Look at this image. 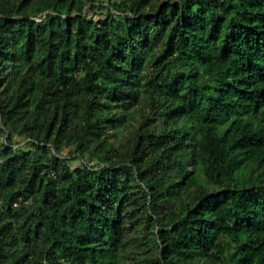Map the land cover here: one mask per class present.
I'll use <instances>...</instances> for the list:
<instances>
[{
    "label": "trees",
    "instance_id": "1",
    "mask_svg": "<svg viewBox=\"0 0 264 264\" xmlns=\"http://www.w3.org/2000/svg\"><path fill=\"white\" fill-rule=\"evenodd\" d=\"M106 254L264 264V0H0V264Z\"/></svg>",
    "mask_w": 264,
    "mask_h": 264
},
{
    "label": "rangeland",
    "instance_id": "2",
    "mask_svg": "<svg viewBox=\"0 0 264 264\" xmlns=\"http://www.w3.org/2000/svg\"><path fill=\"white\" fill-rule=\"evenodd\" d=\"M146 110L144 108L138 107L136 110V113L134 114L131 124L126 125L120 132V138L122 141H124L126 138L129 137V131L132 126L138 125V121L140 120L143 113H145ZM71 164H79L80 160L75 159L70 161ZM105 260L110 262V264H121L120 259L115 255L106 254Z\"/></svg>",
    "mask_w": 264,
    "mask_h": 264
}]
</instances>
